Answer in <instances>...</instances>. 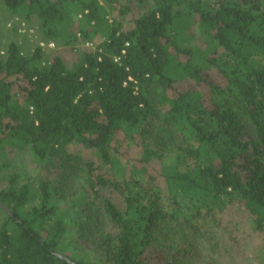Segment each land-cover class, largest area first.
Returning <instances> with one entry per match:
<instances>
[{"label":"trees","instance_id":"16d2710c","mask_svg":"<svg viewBox=\"0 0 264 264\" xmlns=\"http://www.w3.org/2000/svg\"><path fill=\"white\" fill-rule=\"evenodd\" d=\"M2 15L0 264H264V0Z\"/></svg>","mask_w":264,"mask_h":264},{"label":"rangeland","instance_id":"374dc122","mask_svg":"<svg viewBox=\"0 0 264 264\" xmlns=\"http://www.w3.org/2000/svg\"><path fill=\"white\" fill-rule=\"evenodd\" d=\"M7 17V18H6ZM15 23H18V29L21 30V34L24 35V37L26 36L27 39H24L23 36L19 39L23 42V40H26L25 43H27L28 45H33L36 44L38 42V27L34 26V24L32 25H27L26 23H22L20 22L19 19H11L10 17H8L7 15H2L0 17V31L2 33V40L6 43L7 39H10L11 37L15 36L13 33H10L12 31V28L14 27ZM42 47L46 48V45H42ZM46 46V47H45ZM53 50H57V47L54 48ZM65 51V52H64ZM63 52L65 53L66 58H68V61L71 62L72 60V56L71 54L67 51L64 50ZM67 54V55H66ZM83 247H85V249H88L90 252L86 253L85 252H81L82 255L84 256V258L86 259H93L96 260V256L93 253L92 250H90V247L88 245L82 244Z\"/></svg>","mask_w":264,"mask_h":264},{"label":"water","instance_id":"95a60500","mask_svg":"<svg viewBox=\"0 0 264 264\" xmlns=\"http://www.w3.org/2000/svg\"><path fill=\"white\" fill-rule=\"evenodd\" d=\"M0 208H1L3 211H5L8 215H10V217L14 218V214H13L8 208H6L4 205L0 204ZM59 257H60L61 259L66 260V261H67L68 263H70V264H74V263H72L70 260L66 259L65 257H62V256H60V255H59Z\"/></svg>","mask_w":264,"mask_h":264},{"label":"built area","instance_id":"2783aa9c","mask_svg":"<svg viewBox=\"0 0 264 264\" xmlns=\"http://www.w3.org/2000/svg\"><path fill=\"white\" fill-rule=\"evenodd\" d=\"M44 46V45H43ZM50 49H54L55 48V45L54 44H51L48 46Z\"/></svg>","mask_w":264,"mask_h":264}]
</instances>
